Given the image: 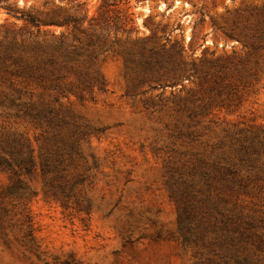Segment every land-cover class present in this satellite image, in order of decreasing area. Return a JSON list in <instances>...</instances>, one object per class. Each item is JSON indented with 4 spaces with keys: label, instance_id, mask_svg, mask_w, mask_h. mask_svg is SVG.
I'll use <instances>...</instances> for the list:
<instances>
[{
    "label": "rangeland",
    "instance_id": "374dc122",
    "mask_svg": "<svg viewBox=\"0 0 264 264\" xmlns=\"http://www.w3.org/2000/svg\"><path fill=\"white\" fill-rule=\"evenodd\" d=\"M251 9L264 0H0V41L58 51L63 34L65 74L104 87L0 107V264H193L177 207L227 217L219 165L246 179L244 213L264 235V49L226 37Z\"/></svg>",
    "mask_w": 264,
    "mask_h": 264
},
{
    "label": "trees",
    "instance_id": "16d2710c",
    "mask_svg": "<svg viewBox=\"0 0 264 264\" xmlns=\"http://www.w3.org/2000/svg\"><path fill=\"white\" fill-rule=\"evenodd\" d=\"M254 10L256 9H251L248 17L244 18V24L234 22L232 24L234 31L226 37L243 43L244 48L250 45L256 52L264 49V12L256 14ZM7 14L18 20L23 17L22 15L18 17L9 9ZM60 20V17H56L49 24L69 28L71 24L76 27L83 22L72 18ZM28 22L38 28L47 25V23H38L35 19H30ZM240 26H243L245 34L240 33ZM8 35L4 34L3 40L0 41V107L21 109V105L25 104L31 107L51 106L73 95L82 98L86 91L92 93L95 88L98 91L103 90L100 77L79 75L71 79L65 74L69 69V53L68 41L63 34L58 40V51L44 48L39 49V52L29 50L25 45L16 48L14 40L7 41ZM52 37L53 40L56 39ZM48 45H52V42H48ZM17 49H21L17 51L21 52L20 55L16 53ZM250 72L251 70H245L243 74L235 76L233 82L226 83V87L245 86L251 78ZM158 73H152L145 80L161 82L162 78ZM36 96L37 100H34L33 97ZM27 97L29 102L25 101ZM222 103H225L224 100ZM19 148L13 161L21 164V141ZM29 153L30 164L33 166V150L30 148ZM10 168L12 170V166ZM217 176L221 182H224L232 201L228 216L185 217V210L178 205L182 244L192 249L193 264H264V258L261 257L264 253V235L259 233L257 218L246 217L244 202L241 201L242 194L247 191L246 179L240 175L236 166L231 165L226 168L219 165ZM221 197L224 202V197ZM202 247L207 248L206 253L201 252Z\"/></svg>",
    "mask_w": 264,
    "mask_h": 264
}]
</instances>
